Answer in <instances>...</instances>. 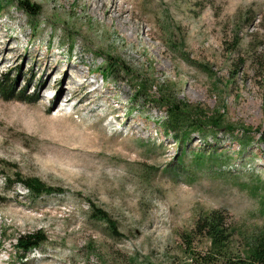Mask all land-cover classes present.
<instances>
[{
    "label": "rangeland",
    "instance_id": "obj_1",
    "mask_svg": "<svg viewBox=\"0 0 264 264\" xmlns=\"http://www.w3.org/2000/svg\"><path fill=\"white\" fill-rule=\"evenodd\" d=\"M21 1L0 0V34L18 51L0 53V90L10 88V98L0 92V264H191L180 235L212 209L227 213L243 250L264 229V0H137L135 33L88 0H26L36 14ZM45 53L59 60L56 74L34 73ZM73 65L97 90L40 100ZM139 75L218 110L236 135L251 127L249 143L221 128L217 141L193 133L180 147L159 126L164 111L134 97ZM40 105L50 106L41 120ZM62 107L70 116L52 121ZM26 177L48 191L30 192ZM97 208L114 226L92 216ZM37 232L40 245L15 246Z\"/></svg>",
    "mask_w": 264,
    "mask_h": 264
},
{
    "label": "trees",
    "instance_id": "obj_2",
    "mask_svg": "<svg viewBox=\"0 0 264 264\" xmlns=\"http://www.w3.org/2000/svg\"><path fill=\"white\" fill-rule=\"evenodd\" d=\"M33 6L26 0L21 1V7L29 14H36L37 11ZM114 65L112 60L105 59L101 68L109 69L112 74ZM153 86L156 88L155 93H151ZM5 89L10 88L5 87L0 90L4 96H6ZM133 90L134 97L144 95L164 111V118L159 126L163 133L171 136L180 147L190 142L193 133L200 135L202 140L211 137L213 141H217L216 133L221 128L228 132L242 148L249 143L251 127L241 125V135H236L233 124L226 122L218 110L211 109L202 102L179 98L163 82L148 83V79L143 75L135 76ZM6 97L10 98V96ZM257 132L260 142L264 144V130ZM212 155L213 153H209L208 158ZM201 156H203L202 153L196 157ZM20 182L36 195L48 191V187L35 177H26L20 179ZM92 216L114 226L108 214L99 208L94 210ZM228 217L227 213L221 209L206 211L197 217L191 230L180 235L184 253L189 256L191 264H264V229L253 236L243 250H237L233 237L235 229ZM196 238H205L208 242L207 247L201 251L194 250L192 244ZM44 240L45 237L38 232L20 235L16 238L15 246L26 252L40 245Z\"/></svg>",
    "mask_w": 264,
    "mask_h": 264
},
{
    "label": "bare ground",
    "instance_id": "obj_3",
    "mask_svg": "<svg viewBox=\"0 0 264 264\" xmlns=\"http://www.w3.org/2000/svg\"><path fill=\"white\" fill-rule=\"evenodd\" d=\"M87 2L90 3V10L94 14H100L102 17H106L109 20V23L116 22L117 25L121 28V30L128 29L131 31V33H135L138 30V24L133 21L135 15H136V4L137 0H88ZM130 5V7H129ZM124 29V30H125ZM149 32V29H148ZM15 41L16 39L13 38ZM10 39H7L5 35L0 34V53L3 57V60L5 59V55L3 56L5 51H12L13 58H16L18 55V51L14 49L11 46ZM36 57V54H33ZM52 55L50 53H45L43 56H37V62L40 63V65L35 67L34 73L37 72H43L46 71L48 73H57L59 71V60H51ZM79 65H83L82 61H80L79 64L76 65V68H78ZM74 65L71 67H68L67 71L69 73V76L65 79L63 85L59 87V89L56 91L52 97L49 95H46L45 93L41 94L40 100H44L49 98L50 102L55 101V98L60 94L64 93L63 96L64 101L66 103L71 102L75 97L79 96L82 92L83 88L91 87L92 89L84 94V97L88 96L90 93L95 92L97 90V87L94 83H91L87 76L83 73H81L78 70H74ZM74 73L75 75L72 77L70 74ZM48 74H46L47 76ZM45 76V77H46ZM45 80V78L43 79ZM46 85H50L49 81L47 80ZM51 88V86H49ZM48 88V89H49ZM51 105V104H50ZM50 108V106L42 107L41 105L39 107H36L35 112H33V117L38 118L41 120L42 117V111H46ZM60 114L55 115L54 117H50L52 121L59 122L62 119L68 118L70 115H68V112L65 108L59 109ZM18 117V115H17ZM21 117V116H20ZM64 126V125H63ZM68 126V125H67ZM72 128V127H71ZM91 129L85 130L89 131ZM83 131V133H86ZM91 134V139L87 140L90 142H96L98 141V136L95 133L87 132ZM86 133V134H87ZM73 134V133H72ZM82 135V134H81ZM84 135V134H83ZM90 137V136H89ZM100 138V136H99ZM78 142V141H77ZM92 144V143H91Z\"/></svg>",
    "mask_w": 264,
    "mask_h": 264
}]
</instances>
